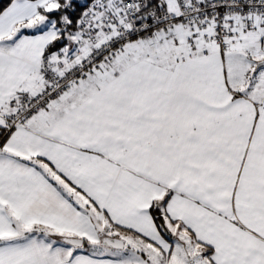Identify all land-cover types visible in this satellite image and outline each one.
<instances>
[{"label":"snow or ice","instance_id":"obj_1","mask_svg":"<svg viewBox=\"0 0 264 264\" xmlns=\"http://www.w3.org/2000/svg\"><path fill=\"white\" fill-rule=\"evenodd\" d=\"M0 264H264V0H0Z\"/></svg>","mask_w":264,"mask_h":264}]
</instances>
